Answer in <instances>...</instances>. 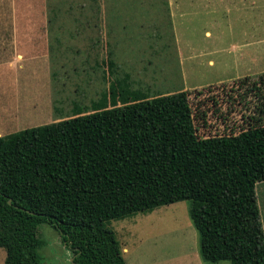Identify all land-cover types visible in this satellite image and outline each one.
<instances>
[{
	"label": "trees",
	"instance_id": "16d2710c",
	"mask_svg": "<svg viewBox=\"0 0 264 264\" xmlns=\"http://www.w3.org/2000/svg\"><path fill=\"white\" fill-rule=\"evenodd\" d=\"M47 8L48 24L77 33L98 5L47 0ZM115 68L107 57L113 80L88 106L74 101L68 116L0 135L2 264H42L44 223L70 250L71 264H125L107 222L179 200H188L202 261L264 264L254 192L264 181V76L234 81L258 100L245 125L199 137L187 91L149 95Z\"/></svg>",
	"mask_w": 264,
	"mask_h": 264
},
{
	"label": "rangeland",
	"instance_id": "374dc122",
	"mask_svg": "<svg viewBox=\"0 0 264 264\" xmlns=\"http://www.w3.org/2000/svg\"><path fill=\"white\" fill-rule=\"evenodd\" d=\"M96 1L93 22L100 30L106 29L107 38L112 31L106 22L107 9L119 6L114 12L121 38L113 59L118 75L130 71L133 86L149 95L187 91L199 137L236 132L245 125L244 117L258 100L244 86L237 88L234 81L264 76V0ZM47 12V0H0V57L10 49L13 32L8 31L9 25L47 23ZM95 26L91 33L98 36L99 26L98 30ZM82 33L76 38L80 53L85 46ZM110 43L108 39L100 51L111 50ZM81 59V55L70 54L64 65L58 57L50 59L48 87L53 102L47 110L43 102L29 110L26 102L44 84L37 60L16 66L0 60L1 98L6 108L11 106L10 112L16 105L21 109L9 116L0 108V135L68 116L74 101L83 108L106 92L113 76L102 77L99 72L105 69L104 59H97L102 60L101 69L93 70ZM238 93L243 94L246 105L238 102ZM254 192L263 229L264 181L255 183ZM187 207L188 200H179L108 221L106 227L113 231L125 264H211L198 255ZM37 235L44 241L38 250L42 264H71V252L53 228L40 224ZM4 255L0 248V264Z\"/></svg>",
	"mask_w": 264,
	"mask_h": 264
},
{
	"label": "crops",
	"instance_id": "0c3cea01",
	"mask_svg": "<svg viewBox=\"0 0 264 264\" xmlns=\"http://www.w3.org/2000/svg\"><path fill=\"white\" fill-rule=\"evenodd\" d=\"M120 0H115V3H119ZM114 2V0H113ZM119 5V4H117ZM119 6H112L107 9L106 12V22L107 25H109V29L112 31H109V38H107L106 35V29L100 30L99 24L95 26L94 22L93 24H85L84 22L81 24V30L79 32L82 33V37L84 39L85 46L83 47L84 50H82V53L79 52L77 47V42L80 40H76L78 37L79 32H75V26L70 24H56V23H39V24H12L9 25L8 31L13 32V37L10 40V49L6 52V55H3L0 57V60L7 61L8 63L16 65H21L25 63V61L33 62L37 60L38 64V73L40 74V79L44 84L41 86L40 89L35 92L33 96L29 97V99L26 101L29 104V110H32L35 108L36 105H40L42 102L44 105H46V110L51 109V103L53 102L51 98V91L50 87H48L49 82V64L50 59H52L53 56L58 57V60L63 62L64 64H67L69 62L70 54H76L82 56V62L86 63L84 64L86 67H92L96 64L98 66H101L97 59H104V65L105 69H101L99 71L101 74H108L106 69V59L107 57H111L112 60L115 59V48L117 46L118 41L121 38V30H119V20L116 17V12H114ZM99 26V34L98 36L95 35V33H91ZM6 30L7 29H2ZM98 30V29H97ZM48 32V33H47ZM86 32V33H85ZM49 35V37H47ZM112 47L111 50H102L100 51V46H107L108 44ZM54 44L51 46V44ZM73 44V45H72ZM2 49L5 50L6 46L3 44L1 45ZM75 46V47H74ZM74 47V48H73ZM109 51L111 53H109ZM108 53L110 55H108ZM57 54V56H56ZM91 61V62H89ZM210 63V61L208 62ZM62 64V65H64ZM86 72H89L88 70H85ZM106 71V72H105ZM90 73V72H89ZM129 75V82L130 85L133 86L131 78V73L124 72ZM123 73V74H124ZM91 74V73H90ZM93 74V73H92ZM122 74V75H123ZM105 78V76H104ZM48 79V81H47ZM134 87V86H133ZM35 93L38 94L35 95ZM2 93H0V108L4 115L9 113V116L14 115V110H21L18 105H16L13 109V112L9 109H12L11 106L8 109L4 105V101L2 100ZM44 111V110H42ZM48 112V111H45ZM260 218V215H259ZM261 221V219H260ZM262 224V221H261ZM262 226V225H261ZM264 232V227H263Z\"/></svg>",
	"mask_w": 264,
	"mask_h": 264
},
{
	"label": "water",
	"instance_id": "95a60500",
	"mask_svg": "<svg viewBox=\"0 0 264 264\" xmlns=\"http://www.w3.org/2000/svg\"><path fill=\"white\" fill-rule=\"evenodd\" d=\"M71 259H72V258H70V262H71ZM72 264H74V263H72Z\"/></svg>",
	"mask_w": 264,
	"mask_h": 264
}]
</instances>
